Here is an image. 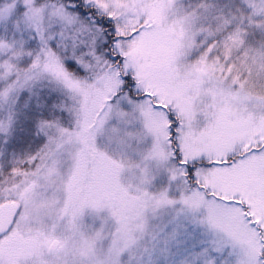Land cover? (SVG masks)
Wrapping results in <instances>:
<instances>
[{
  "label": "snow or ice",
  "instance_id": "1",
  "mask_svg": "<svg viewBox=\"0 0 264 264\" xmlns=\"http://www.w3.org/2000/svg\"><path fill=\"white\" fill-rule=\"evenodd\" d=\"M0 264H264V0H0Z\"/></svg>",
  "mask_w": 264,
  "mask_h": 264
}]
</instances>
